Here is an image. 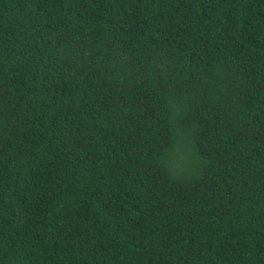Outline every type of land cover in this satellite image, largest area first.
I'll return each mask as SVG.
<instances>
[{
	"label": "trees",
	"instance_id": "16d2710c",
	"mask_svg": "<svg viewBox=\"0 0 264 264\" xmlns=\"http://www.w3.org/2000/svg\"><path fill=\"white\" fill-rule=\"evenodd\" d=\"M0 264H264V0H0Z\"/></svg>",
	"mask_w": 264,
	"mask_h": 264
}]
</instances>
